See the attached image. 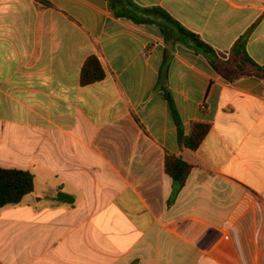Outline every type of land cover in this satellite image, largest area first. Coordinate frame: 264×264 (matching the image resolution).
Segmentation results:
<instances>
[{
    "label": "crops",
    "instance_id": "obj_1",
    "mask_svg": "<svg viewBox=\"0 0 264 264\" xmlns=\"http://www.w3.org/2000/svg\"><path fill=\"white\" fill-rule=\"evenodd\" d=\"M161 7L224 62L241 38L264 67V0H134ZM185 135L182 148L165 92ZM105 78L82 85L89 57ZM231 82L109 0H0V167L34 190L0 209V264H264V77ZM192 166L173 196L166 155ZM72 201L58 199L59 193Z\"/></svg>",
    "mask_w": 264,
    "mask_h": 264
},
{
    "label": "trees",
    "instance_id": "obj_2",
    "mask_svg": "<svg viewBox=\"0 0 264 264\" xmlns=\"http://www.w3.org/2000/svg\"><path fill=\"white\" fill-rule=\"evenodd\" d=\"M115 15L134 21L137 24H155L164 36L168 47L174 49L176 44H184L194 49L195 52L206 55L213 68L222 74L228 81L235 82L247 75V69L252 67L255 73L264 77V67L256 64L248 56L245 44L246 39L241 38L237 41L234 50L241 54L239 61L224 62L218 58L215 51L201 38L187 30L183 25L176 21L169 13L161 7L142 8L134 0H109ZM172 50L166 49L164 62L161 68L158 88L165 92L166 99L170 103L174 118L178 126V139L182 148L192 151L197 150L209 133L211 125L209 123L195 121L192 123L190 134L185 135L182 128V121L176 109L174 100L168 89V71L171 63ZM105 78V71L95 56L89 57L81 70L82 85H90L102 81ZM165 169L173 179V196L175 197L184 187L192 166L182 158L167 154ZM34 190V176L28 171L5 169L0 167V209L17 205L22 202L25 196ZM58 199H72L66 194L59 193Z\"/></svg>",
    "mask_w": 264,
    "mask_h": 264
}]
</instances>
